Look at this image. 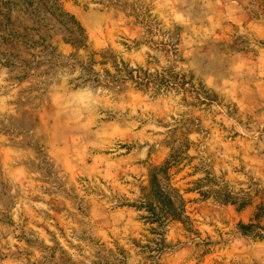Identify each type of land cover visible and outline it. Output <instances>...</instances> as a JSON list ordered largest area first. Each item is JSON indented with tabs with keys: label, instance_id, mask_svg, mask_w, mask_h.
Instances as JSON below:
<instances>
[{
	"label": "rangeland",
	"instance_id": "374dc122",
	"mask_svg": "<svg viewBox=\"0 0 264 264\" xmlns=\"http://www.w3.org/2000/svg\"><path fill=\"white\" fill-rule=\"evenodd\" d=\"M260 236L264 0H0V264H264Z\"/></svg>",
	"mask_w": 264,
	"mask_h": 264
},
{
	"label": "trees",
	"instance_id": "16d2710c",
	"mask_svg": "<svg viewBox=\"0 0 264 264\" xmlns=\"http://www.w3.org/2000/svg\"><path fill=\"white\" fill-rule=\"evenodd\" d=\"M234 201L233 198L231 196H227L225 197L224 201L225 202H229V201ZM176 204L179 203V202H182L183 203V200L181 198V196H177V199H176ZM235 203V202H234ZM172 204V203H171ZM175 205V204H174ZM155 215V214H154ZM171 217H174V214L171 216ZM255 225H250V226H242L241 230L244 232V233H250V231L254 228ZM262 238H264V236H260Z\"/></svg>",
	"mask_w": 264,
	"mask_h": 264
}]
</instances>
